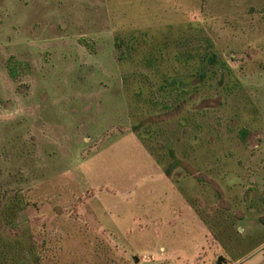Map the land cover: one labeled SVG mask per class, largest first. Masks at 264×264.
<instances>
[{"label":"rangeland","instance_id":"rangeland-1","mask_svg":"<svg viewBox=\"0 0 264 264\" xmlns=\"http://www.w3.org/2000/svg\"><path fill=\"white\" fill-rule=\"evenodd\" d=\"M0 183L41 264H264V0H0Z\"/></svg>","mask_w":264,"mask_h":264},{"label":"trees","instance_id":"trees-1","mask_svg":"<svg viewBox=\"0 0 264 264\" xmlns=\"http://www.w3.org/2000/svg\"><path fill=\"white\" fill-rule=\"evenodd\" d=\"M139 37L135 35V32L126 39H116V47L120 52L118 59L120 61L126 60L132 57V53L136 50L135 44L138 43ZM134 41V43H132ZM205 52L201 56L195 57V55L187 54L185 56L186 62H190L191 78L199 83H205L206 79H209L211 73L214 72V68L218 66V69L223 67L227 70L224 62H220L217 59V54L212 50V46L209 41H206ZM166 45H159L158 49H165ZM161 51V50H159ZM158 56H154L152 51L143 55L141 64L143 67L149 70L155 69L158 64ZM162 63V61H161ZM8 74L12 79H15L17 74V68L11 64H7ZM159 91L164 93L166 88L171 90H178L186 92L189 90V82L183 79H179L176 76L170 77L167 74H163V77L159 83ZM188 88V89H185ZM180 94V93H179ZM164 96V95H162ZM182 94H180V98ZM168 106V105H166ZM165 106V107H166ZM168 108V107H166ZM149 120H154L150 118ZM145 123V121H144ZM143 122L132 127L133 131L137 132L144 126ZM153 123H157L155 120ZM173 156L172 150L169 151ZM177 166L184 167L189 174H194L187 165L181 161L175 159L172 163H169L164 169V174L167 177L172 175L173 170ZM198 180H202L201 177H197ZM20 190H11L9 184L0 183V264H41V250L43 243H39L34 234L30 220H23L21 215L28 208L29 202L26 201Z\"/></svg>","mask_w":264,"mask_h":264}]
</instances>
